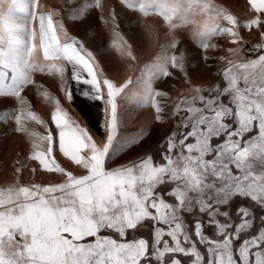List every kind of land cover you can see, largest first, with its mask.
Listing matches in <instances>:
<instances>
[{"label":"snow or ice","instance_id":"snow-or-ice-1","mask_svg":"<svg viewBox=\"0 0 264 264\" xmlns=\"http://www.w3.org/2000/svg\"><path fill=\"white\" fill-rule=\"evenodd\" d=\"M123 2L145 15L155 10L170 32L194 23L190 16L208 15L195 32L202 49L209 46L204 41L222 35L239 43L232 28L211 23L210 13L222 12L212 0ZM251 6L264 17V0H251ZM88 7L102 10L103 4L95 0ZM54 15L41 10L39 0H0V97L22 99V90L34 84L32 74L45 71L44 62H60L61 76L70 68L76 83L90 86L82 94L107 105L108 134L98 144L57 102L51 120L58 151L82 171L56 161L51 131L42 137L48 146L32 159L57 174L58 182L0 188V264H184L183 258L190 264H264V218L256 229L252 208L236 209L237 222L229 211L237 198L264 209V48L257 46L254 59L228 60L222 85L196 89L197 96L177 104L172 115L179 131L166 137L161 162L147 155L113 168L108 162L118 133L117 98L127 95L133 81L121 86L99 79L92 53L66 33L62 41ZM224 19L237 24L231 15ZM252 25L264 27V19L244 26ZM232 54L240 55L236 49ZM157 61L153 78L170 76L169 67L184 71L176 55L162 52ZM141 95L153 107L154 119L163 120L167 105L155 98L166 94L149 81ZM67 96L71 99L72 92ZM17 123L16 130L24 131L20 118ZM190 216L201 218L189 226ZM244 233L252 234L241 239Z\"/></svg>","mask_w":264,"mask_h":264},{"label":"rangeland","instance_id":"rangeland-1","mask_svg":"<svg viewBox=\"0 0 264 264\" xmlns=\"http://www.w3.org/2000/svg\"><path fill=\"white\" fill-rule=\"evenodd\" d=\"M100 2L103 4L102 10L88 7L94 4L95 0H64V7H68L64 17L68 27L76 32L84 49L92 53L99 79L107 78L121 86L133 81L126 90L127 95L117 98L118 133L110 150L111 159L108 166L114 168L126 165L147 155H152L159 163L164 154L162 146L166 137L174 130L179 131L174 127L177 119L172 115L173 109L184 98L197 96L199 93L196 89L222 85L220 74L228 60L254 59L260 54L257 46L264 48V27L244 25L251 19L264 17L252 8L251 0H212L222 12L219 16L215 10L210 13L213 17L211 23L232 28L240 39L239 43H233L235 38L230 35L216 36L204 41L209 46L202 49L199 46L201 41L195 36V32L197 25H202L208 20V15L190 16L189 20L194 23L185 24L170 32L166 22L155 10H149L145 15L138 11V7H129L123 0ZM140 2L141 0H132L137 6ZM70 9L78 10L79 14L70 12ZM225 15L234 17L237 24L233 25L224 19ZM173 41L178 42L177 46L168 47ZM233 49L239 51V57L233 56ZM162 52L176 55L184 71L169 67L167 70L171 73L170 76L153 78V73L157 71V57ZM149 81L155 90L166 94L155 98L167 105L161 121L154 119L153 107L149 106L141 95L143 84ZM31 87L26 86L22 90V99L0 97V188L17 184L45 185L58 182L57 174L41 170L38 161L32 159L35 152L43 151L48 146L42 137L49 131L56 136L53 145L56 161L78 174L82 171L75 168L58 151V130L51 120L57 102L68 113L70 120H74L83 128L85 125L78 115L67 107L65 100L58 98L56 94L29 91ZM204 94L207 95V92ZM30 113H34L37 120H33ZM17 118H20L24 125V131L16 130L19 127ZM41 120L44 123H40ZM86 130L98 144L106 142L107 126L100 135ZM242 206L253 209L256 216L255 228H260L264 209L256 207L252 201L245 198L232 201L229 211L233 221L239 220L236 209ZM199 218L201 217H186L189 226ZM206 232L210 236L215 235L213 228H207ZM251 234L244 233L241 239ZM144 235L150 236V230H145ZM236 243L239 244L240 241ZM200 249L204 251L203 246H200ZM183 260L184 264H190L189 258Z\"/></svg>","mask_w":264,"mask_h":264},{"label":"crops","instance_id":"crops-1","mask_svg":"<svg viewBox=\"0 0 264 264\" xmlns=\"http://www.w3.org/2000/svg\"><path fill=\"white\" fill-rule=\"evenodd\" d=\"M39 5L41 10L55 13L54 23L58 26V35L62 41L65 38V33L67 36L79 41L76 32L68 27L67 20H65V11L68 10V7H64V0H39ZM61 24L63 28H59ZM79 42L80 46H82L81 41ZM59 63L60 62L57 61L44 62L41 66L45 67V71H37L32 74L34 84L31 85L32 87L29 86L31 88L28 90L43 94H56L58 98L63 101L65 100L67 107L78 115V118L85 125V129H89L96 135H100V133L106 129L108 119L104 102L87 99L82 94L81 89L87 90L90 86L76 83L71 78L72 74L70 68L61 76L58 71ZM51 66H57V70H53ZM94 67L96 69L95 63ZM69 91L72 92L71 99H68L67 96Z\"/></svg>","mask_w":264,"mask_h":264}]
</instances>
